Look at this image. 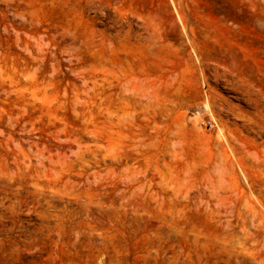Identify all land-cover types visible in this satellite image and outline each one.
<instances>
[{
	"label": "rangeland",
	"instance_id": "1",
	"mask_svg": "<svg viewBox=\"0 0 264 264\" xmlns=\"http://www.w3.org/2000/svg\"><path fill=\"white\" fill-rule=\"evenodd\" d=\"M0 264H264V0H0Z\"/></svg>",
	"mask_w": 264,
	"mask_h": 264
}]
</instances>
